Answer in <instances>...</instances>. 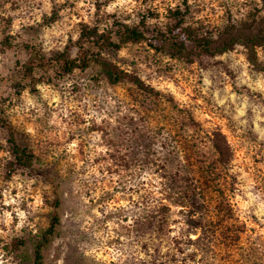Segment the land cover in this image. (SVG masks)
Listing matches in <instances>:
<instances>
[{"label": "rangeland", "instance_id": "obj_1", "mask_svg": "<svg viewBox=\"0 0 264 264\" xmlns=\"http://www.w3.org/2000/svg\"><path fill=\"white\" fill-rule=\"evenodd\" d=\"M177 5L206 34L264 13V0H0V115L35 155L8 176L0 127V264H17L7 244L45 227L56 196L43 264H264V43L253 61L239 44L192 61L143 41L108 53L152 92L96 66L23 76L25 44L47 55L96 18L164 26Z\"/></svg>", "mask_w": 264, "mask_h": 264}, {"label": "trees", "instance_id": "obj_2", "mask_svg": "<svg viewBox=\"0 0 264 264\" xmlns=\"http://www.w3.org/2000/svg\"><path fill=\"white\" fill-rule=\"evenodd\" d=\"M109 1V0H107ZM96 10H99L97 4ZM185 10L180 6L168 9V22L159 26L147 22L141 15L136 22H126L111 18L104 26L97 18L93 22H80L75 39H69L61 49L45 54L36 44H25L26 59L22 64L23 76L35 84L50 81V73L62 75L74 69L96 66L111 83L127 81L145 91H153L138 76L122 69L108 56L127 43L143 41L151 49L163 52L170 57L192 61L200 55H215L239 44L245 47L248 57L253 61L254 49L264 43V13L253 14L250 21H228L216 34H206L185 22ZM57 14L50 16L49 22ZM108 19V18H107ZM0 127L7 131L12 160L7 165V175L18 168H30L35 155L31 148L20 144L13 125L0 115ZM212 146L217 153V161L226 164L231 156L229 145L218 131L212 133ZM48 212V224L35 232L27 231L14 237L6 246L17 264H43L44 252L59 233L60 199L56 196ZM229 208H227L228 210Z\"/></svg>", "mask_w": 264, "mask_h": 264}]
</instances>
